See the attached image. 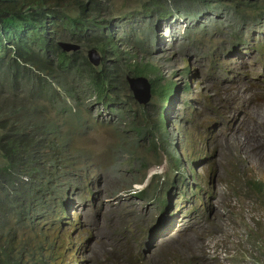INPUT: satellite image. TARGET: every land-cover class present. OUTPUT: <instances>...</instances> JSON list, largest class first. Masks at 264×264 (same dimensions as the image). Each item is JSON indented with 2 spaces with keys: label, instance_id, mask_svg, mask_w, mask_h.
<instances>
[{
  "label": "clouds",
  "instance_id": "clouds-1",
  "mask_svg": "<svg viewBox=\"0 0 264 264\" xmlns=\"http://www.w3.org/2000/svg\"><path fill=\"white\" fill-rule=\"evenodd\" d=\"M247 1H251V3L256 2L253 0ZM223 2L227 4L235 3L231 0H223ZM51 4L57 9L64 5V3L54 4L52 2ZM242 4L243 3L241 2L237 4L240 10L245 9ZM217 5L219 8H223L221 1L218 2ZM40 9V19H44L46 23L42 26L31 24L32 27L29 29V32H40L41 36L46 40H53L57 37L58 45L63 52L81 56L83 46L80 42L59 39L61 36L73 39L76 37L70 35L71 31L64 26V22L61 19H59V21L58 19L56 20L52 6L49 3H46L41 5ZM232 10L235 9L231 8L230 11ZM227 12L229 11L226 10L222 15H219L216 11L205 12L199 20L192 19L189 16L179 13H174L165 19H161L157 23L146 21L143 26H140L139 23H132V21L126 19L113 20L106 16V18L112 22L110 27L114 33V40L118 44V48L122 53V62L124 64L129 62L135 63L136 61L149 63L154 68V72L148 73V75L136 76L128 74L127 81L133 98L137 102L136 108H143V106L147 108L149 124L158 123L161 119L163 121L161 122V130L160 132L153 131L149 137L141 139L137 136V124L132 122V130L135 132L133 140L128 142L125 138H120L118 136L117 132L123 121L128 118L132 120L131 98L127 100V103L121 112L113 110L110 105L103 101H97L94 97L83 98L79 104H74L73 107V111H81L79 121H77L76 117L72 114L60 119L54 118L58 120V123L63 124L62 130L59 131L61 137L50 136L47 133H43L40 138L44 140L46 145L69 146L74 157H67L66 160L69 161V163H73V161L75 162L72 166L66 165V171H58L50 166L49 163H41L42 169H44V174L40 180L46 181L51 173H57L54 180L57 183L59 190L54 189L51 192L32 188V185L29 184L30 176L27 175V173H23L22 170H18V168L0 172V264H85L78 260L80 257H83L85 255L84 252H86L84 250L85 241L81 226L83 223H87L85 220L84 222L80 220L79 217V205L84 199V196L78 197L79 200H77L76 197L72 198L74 187L78 184L86 183V187L91 190L93 178L91 172L95 171V167L105 168V170L111 168L116 172L122 170L125 166L122 155L126 152H130L129 155L132 156L134 151L132 148H138L141 140L149 142L148 149L154 148V151L157 152L159 164L161 165L165 162V164L171 168L172 173L165 175L162 186L159 185V182L161 181L159 180L155 188L152 191H149L147 186L150 177L154 176V178H156L158 176L157 172H152L147 179V185L140 188L139 183H142V181L147 178L150 170L148 160L146 161L145 157L141 158L142 161H140L139 166L144 171L143 178L137 180L134 179L127 188L130 189L129 192H134L135 197L141 199L154 195L156 192L164 191V195L157 197L159 204L158 213L155 215V218L146 225H135V227H133L132 224L129 223V225L125 224L119 226L120 228L118 229L117 234L120 236L117 239H114V246H111V251L106 252L102 258L98 260V263L150 264L144 254V245L146 243L144 242V239L150 238L149 244H151L154 240L163 237L164 233L170 234L177 232L179 229V219L182 217L183 211L179 212L178 210H175L174 205L172 206L171 195L174 197L175 194L171 193V188L177 186L179 190L178 196L182 197L183 194V198H187L188 189L192 194L193 189L195 191L200 189L205 190L208 184V174L203 176L199 172V166L203 158L202 160H198L195 154L196 151L194 152L191 145L188 143V140L190 141L191 137L189 136L186 127L182 124V117L179 116L177 119V116L171 115L173 114L175 104L180 101L182 95L185 96L182 100V104L188 105L190 108L194 107V102H191V99H188V95L196 90L200 83L199 69L196 68L198 65H193L191 63V66H184L183 68L174 71L179 75L177 78L182 80L179 82L177 79L169 77L174 75H167L163 68V63L170 61L173 56L160 54L159 56L161 58L155 61L149 57L153 55L155 49V46L153 47V45L157 43L158 39L160 45L163 43V45L159 47V52L164 50V48H167L169 44H175L179 39H181L179 42L180 46H191V43H187L185 38L189 40L190 37H194V39H196V36L199 34L200 36H204L207 34H215V31L222 32V25L230 27L233 31L234 36L230 44L235 52L247 49V46L243 47V45H248V42H250L253 49H258L264 53V37L263 40L257 39L252 33L249 34L250 30L248 28V24H251L253 27L255 25H259V27L264 26V6H261L258 10L250 12L252 15L249 17L251 19L250 22L239 19L238 22L241 25H237L236 22H231L228 19ZM230 13L231 15H236L233 12ZM103 14L104 12L102 15ZM217 20H221L223 23L219 26V29L216 30L215 26H213L211 30L205 28L207 24L209 26L210 22L216 23ZM197 26L200 27L195 28ZM61 28L63 30H61ZM139 28L148 32L144 36L147 47H144V54L141 55L140 59H138L136 54L132 52V46H125V42H128L130 37ZM189 29L194 32L192 35L187 34ZM161 32L163 33V36L160 37ZM214 37L215 36H211L209 41L213 42ZM182 38H184V40H182ZM62 42L75 44L78 48L71 51H65L62 48ZM4 43H7V41H4ZM132 43L137 44L133 38ZM216 48V45H210L207 53L211 55V58H214V51ZM92 49H96L100 55V63L98 65H95L90 61L89 51ZM86 55L89 62L94 66H102L104 55L98 48L92 47L86 49ZM221 58L222 57H215L213 59L216 68L218 69H221L223 65ZM258 64H261L262 67L261 69H258L256 73H260V75H256L258 82L255 81V98L257 93L263 95L261 83L264 80V57ZM245 65L243 68H246ZM40 76L43 78V80L40 81L41 85L50 87L59 95L60 99L63 98L70 103L78 102L70 98V96L66 94V91H62L57 86L59 79H51L44 73H40ZM157 76H160L165 80H173L177 84L172 100L163 102L162 104L161 100L154 96L152 91L153 85L150 78ZM138 77L147 78L151 84V97L147 102H141L136 99L130 87L129 78ZM0 78L13 80L11 85L0 82V99L3 100L4 107L9 108L12 113L16 112V115L20 114L26 105H31L35 101L40 100L39 97L42 96L38 95V93L35 94L37 90L32 87V89L24 88L21 78L16 79L7 74H1ZM15 80L16 82L14 84ZM233 81L235 80L228 79L225 83L229 84ZM186 85H188V88H186ZM69 87L71 86L69 85ZM218 90L220 92L219 87ZM47 95L51 96V92ZM222 98L223 100L221 104L216 102L213 103L221 108V113L225 115L226 118L232 120L230 115L237 108V106L234 107L233 105H236V102L234 99L228 100L224 99V97ZM256 101L259 104H264L263 98L262 101H259L258 99H256ZM44 102L47 103L48 101L44 100ZM150 107H153V111L150 110ZM140 121L142 126L140 124L139 126L144 128L147 124L145 118H140ZM104 125H107L109 128L106 134H104L106 137H110L111 132L115 131L119 138L117 137V141L108 148L111 152V156L108 158H105L104 156L99 162L101 164L95 166L93 162V157H95L94 150L92 149L91 151L80 146L77 138L82 137V142L86 144L85 137L88 135L87 132L89 127L101 128ZM180 125L181 128H183V132L178 131ZM174 126L175 128H173ZM94 138H96V136H94ZM121 144H124V146ZM19 152H25V148H20ZM200 152L202 154L206 153L202 151ZM88 157L89 160L85 162ZM1 163L2 159L0 157V164ZM103 163H107L108 165L103 167ZM27 164V162L23 163L22 167H25ZM84 165L86 167H84ZM136 168L133 159L132 172H135ZM162 174H164V172H161V176ZM169 175H171V178H168ZM97 176L100 178V174H97ZM200 179L203 180L205 184H201L199 182ZM257 180L264 182V176H254L249 178L248 182L254 189H256L254 187V181ZM181 187L184 189L183 193L180 191ZM140 191H146L145 196L140 197L138 195V192ZM256 191L260 199L264 200V187L263 193H259L257 189ZM99 197L103 198V191H100ZM99 197L97 205L100 207L101 204H103V199L99 200ZM189 197L190 199H193L192 196ZM163 198L167 200L166 206H161L160 201ZM62 207L65 209L63 212L60 210ZM174 224H176L177 229H169V227ZM86 239L87 237H85V240ZM247 239L248 234L244 233L238 234L235 239L231 237H209L201 249V252L205 257H211L220 264H254V259H252L253 256L250 257L249 250L245 245ZM166 256L171 258L173 264H181L183 261H187L188 264H195L197 260L195 255L183 257L180 251L178 253H168ZM110 257H113V260L110 261Z\"/></svg>",
  "mask_w": 264,
  "mask_h": 264
},
{
  "label": "rangeland",
  "instance_id": "rangeland-1",
  "mask_svg": "<svg viewBox=\"0 0 264 264\" xmlns=\"http://www.w3.org/2000/svg\"><path fill=\"white\" fill-rule=\"evenodd\" d=\"M253 1L264 3V0ZM248 28L249 34L252 33L257 39L263 40L264 26L253 27L248 24ZM221 30L222 32L215 31L212 35L200 36L199 34L196 39L185 38L191 46H180L181 39H179L161 52L158 50L163 43L160 45L158 39L153 45L155 46L153 55L149 57L155 61L161 58L160 54L173 56L170 61L163 63V68L167 75H174L169 77L179 82L182 80L177 78L179 75L174 71L184 66H191V63L198 65L196 68L199 69L200 83L196 90L188 95V99L194 102V107L183 105L182 100L185 96L182 95L171 115L177 116V119L179 116L182 117V124L197 144V149L206 152L202 154L203 160L200 163L199 172L203 176L208 174L205 190L193 189L192 194L188 189L187 198H183V194L182 197L178 196L177 186L171 188V193L175 194L174 197L171 195L172 206L174 205L175 210L179 212L183 211L179 219V229L170 234L164 233L163 237L154 240L151 244H149L150 238L144 239L146 242L144 254L150 264H173L166 254L179 251L183 257L195 255L197 258L195 264H220L215 259L203 255L201 249L205 242L209 237L235 239L240 233L248 234L245 245L250 257L253 256V263L263 264L264 262V200L260 199L256 189L248 182L249 178L254 176H264V104L248 100L250 94L248 87L255 91V81L258 82L256 75H260L256 73L262 67L258 63L262 61L264 53L253 49L250 42L248 45H243V47L247 46V49L235 52L230 44L234 36L232 29L222 25ZM146 33L148 32L139 28L130 40L125 42L126 47L132 46V52L138 59L144 54V47H147L144 40ZM161 36H163L162 32ZM211 36H215L213 42L209 41ZM132 38L137 44L132 43ZM211 44L217 46L214 58L222 57L221 69L216 68L214 58L207 53ZM244 65L246 68H243ZM228 79L235 81L226 84ZM261 86L263 95L257 93L256 99L262 101L263 98L264 101V80ZM222 97L228 100L234 99L236 102V105H233L237 108L230 115L234 120V124H230L231 127L225 124L231 119L226 118L221 113V108L213 103L221 104ZM251 104L257 106L252 107ZM150 110L153 111V107H150ZM131 124L132 120L126 119L117 132L120 138H125L128 142L133 140L135 134ZM108 130L107 125L101 128L91 126L85 137L86 144L82 142V137L77 138L80 146L94 150L95 166L101 164L99 162L104 156L105 158L111 156L108 148L117 141L118 136L115 131L111 132L110 137L104 135ZM178 131L183 132L181 125ZM148 143L141 140L138 148H132L134 149L132 156L129 155L130 152L124 153L122 159L125 166L118 172L111 168L105 170V168L95 167V171L91 172L93 177L91 190L86 187V183L74 187L72 198L76 197L79 200L78 197L84 196L79 205V217L87 223L81 226L86 252L78 259L80 262L99 264L98 260L106 252L111 251L114 239L120 236L117 234L119 226L129 225V223L133 227L146 225L158 213L157 197L164 195V191L141 199L135 197L134 192H129L130 189L127 188L134 179L143 178L144 171L139 166L142 157L148 160L150 170L147 178L139 183L140 188L147 185V179L152 172H157L158 176H161V172L164 174L161 177H150L147 186L149 191L155 188L159 180H161L159 185L162 186L165 175L172 173L165 162L159 164L157 152L154 148L148 149ZM121 145L124 146V144ZM133 159L137 167L135 172H132ZM102 165L106 167L108 164ZM97 174H100V178ZM168 178H171V175ZM199 182L205 184L201 179ZM100 191H103V198L99 197ZM180 191L183 193L184 189L181 187ZM98 197L99 200L103 199L100 207L97 205ZM169 229H177L176 224ZM85 237H87L86 240Z\"/></svg>",
  "mask_w": 264,
  "mask_h": 264
},
{
  "label": "trees",
  "instance_id": "trees-1",
  "mask_svg": "<svg viewBox=\"0 0 264 264\" xmlns=\"http://www.w3.org/2000/svg\"><path fill=\"white\" fill-rule=\"evenodd\" d=\"M220 1L223 8L217 5ZM231 1L235 3L227 4L223 0H0V75L7 74L16 79L21 78L24 88H33L37 90L35 94L42 95L39 97L40 100L26 105L18 115L4 107V102L0 99V157L2 159L0 172L18 168L30 176L29 184L32 188L48 192L54 189L59 190L54 180L57 173H51L46 181L40 180L44 174L41 163H49L58 171H66V165L72 166L75 162L69 163L66 158L74 157V154L69 146L46 145L40 136L47 133L50 136L61 137L59 131L62 130L63 124L58 123V120L54 118L60 119L72 114L79 121L81 111H73V107L83 98L94 97L95 100L107 103L118 112L123 111L127 100L131 98L132 122L137 124V136L144 139L153 131L160 132L163 121L160 119L158 123L149 124L147 108L145 106L136 108L137 102L133 98L127 81L128 74L148 75L154 72V68L149 63L136 61L124 64L122 62V53L110 27L112 22L106 16L113 20L126 19L143 26L146 21L157 23L174 13L199 20L205 12L216 11L222 15L227 10L229 11L228 19L241 25L238 22L239 19L250 22L249 17L252 16L250 12L264 6V3H251L247 0ZM51 2L64 3V5L57 9ZM239 2L243 3L242 6L245 9L238 8ZM46 3L54 9L56 20L61 19L64 26L71 31L70 35L76 37L73 39L61 36L59 39L80 42L83 46L81 56L63 52L58 45L57 37L46 40L40 32H29L31 24L42 26L46 23L44 19H40V6ZM231 8L235 10L230 11ZM230 12L236 15H231ZM221 24H223L221 20H217L216 23L210 22L205 28L211 30L215 26L217 30ZM193 33L190 29L187 31L188 35ZM92 47L102 51L104 55L102 66H94L89 62L86 49ZM40 73L54 80L59 79L57 86L78 102L70 103L63 98L60 99L50 87L42 86L40 81L43 78ZM150 79L153 94L161 100V104L172 100L177 87L175 81L165 80L160 76ZM12 81V79L0 78V82L9 85ZM15 82L16 80L14 84ZM49 92L51 96L47 95ZM142 117L147 122L144 128L139 126V124L142 126L140 121ZM188 143L192 150L196 151L198 160H202V153L196 150V144L192 139L188 140ZM23 147L25 152H19ZM88 160L89 157L85 162ZM25 162L28 164L22 167ZM254 187L259 193H263L264 182L254 181ZM145 194L146 191L138 192L140 197ZM166 201L164 198L161 199V206H166ZM60 210L63 212L65 209L62 207ZM109 260H113V257ZM181 264H188V262L183 261Z\"/></svg>",
  "mask_w": 264,
  "mask_h": 264
},
{
  "label": "water",
  "instance_id": "water-1",
  "mask_svg": "<svg viewBox=\"0 0 264 264\" xmlns=\"http://www.w3.org/2000/svg\"><path fill=\"white\" fill-rule=\"evenodd\" d=\"M65 51H71L78 48L77 45L72 43H61ZM89 58L92 63L98 65L100 63V55L96 49L89 51ZM130 87L136 97L141 102H147L151 97V84L145 77L129 78Z\"/></svg>",
  "mask_w": 264,
  "mask_h": 264
},
{
  "label": "bare ground",
  "instance_id": "bare-ground-1",
  "mask_svg": "<svg viewBox=\"0 0 264 264\" xmlns=\"http://www.w3.org/2000/svg\"><path fill=\"white\" fill-rule=\"evenodd\" d=\"M161 50H162V49H161ZM248 89L250 90V94H249V96H248V100H252L251 102H257V101H256V98H255L254 91H253L250 87H248ZM251 105H252V104H251ZM253 106L256 107L257 105H252V107H253ZM256 109H257V108H256ZM231 123L234 124V120H233V119H232L231 121H226V122H225L226 126H228V127L230 126ZM231 126H232V125H231ZM231 126H230V127H231ZM250 141H251V139H250ZM248 143H249V142H248ZM247 145H248V144H247Z\"/></svg>",
  "mask_w": 264,
  "mask_h": 264
}]
</instances>
